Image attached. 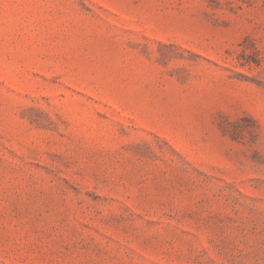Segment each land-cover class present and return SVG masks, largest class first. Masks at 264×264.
Returning a JSON list of instances; mask_svg holds the SVG:
<instances>
[{
    "label": "rangeland",
    "instance_id": "1",
    "mask_svg": "<svg viewBox=\"0 0 264 264\" xmlns=\"http://www.w3.org/2000/svg\"><path fill=\"white\" fill-rule=\"evenodd\" d=\"M0 264H264V0H0Z\"/></svg>",
    "mask_w": 264,
    "mask_h": 264
}]
</instances>
